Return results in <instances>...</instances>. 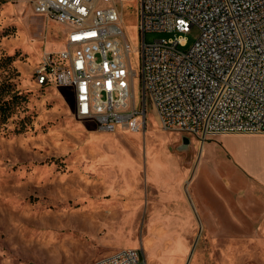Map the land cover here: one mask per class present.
Returning <instances> with one entry per match:
<instances>
[{"label": "rangeland", "instance_id": "374dc122", "mask_svg": "<svg viewBox=\"0 0 264 264\" xmlns=\"http://www.w3.org/2000/svg\"><path fill=\"white\" fill-rule=\"evenodd\" d=\"M114 1L136 71L138 0ZM66 31L33 13L28 0H0V264H90L123 248H138L147 264H173L166 260L171 230L186 243L177 247L186 250L181 264H264V224L255 221L262 218L249 224L243 215V229L201 224L209 214L192 204L217 193L234 199L258 192L200 171V144L218 138L163 130L150 109L142 130L102 131L75 115L71 88L37 84L42 54L60 50ZM198 34L196 26L176 32L186 41L180 49ZM173 36L146 32L144 42ZM133 95L138 99L136 75ZM153 224L161 228L149 232ZM255 231L261 245L237 239Z\"/></svg>", "mask_w": 264, "mask_h": 264}, {"label": "built area", "instance_id": "2783aa9c", "mask_svg": "<svg viewBox=\"0 0 264 264\" xmlns=\"http://www.w3.org/2000/svg\"><path fill=\"white\" fill-rule=\"evenodd\" d=\"M28 4L67 29L61 49L41 56L33 72L37 84L71 88L75 115L92 119L99 130H142L150 109L163 130L202 138L264 133V0H138L136 71L114 0ZM192 26L199 30L196 40L180 49L186 41L175 33ZM146 32L174 36L146 43ZM90 264L146 262L138 248H123Z\"/></svg>", "mask_w": 264, "mask_h": 264}, {"label": "crops", "instance_id": "0c3cea01", "mask_svg": "<svg viewBox=\"0 0 264 264\" xmlns=\"http://www.w3.org/2000/svg\"><path fill=\"white\" fill-rule=\"evenodd\" d=\"M214 138H218V142L211 143L212 141L210 140L207 144L206 142L200 144V149L203 151V157L198 166L200 171L210 174L212 170L218 175L217 177L226 182L228 181L227 178L232 177L239 182L245 183V186L250 190H258V192L241 191L234 199H229L226 195L220 193L213 195L212 199L210 196L197 198L196 202H192L196 212L209 214L208 219L206 221L199 220L200 223H228L243 229L241 224H245V218L248 217L249 224H253V221L260 217V219H263L262 222L259 220L255 221L258 224H264V133L222 134L216 135ZM202 176L205 175L202 174ZM256 203H260L262 208H258ZM232 204L237 209L232 210L230 207ZM209 218L212 220H209ZM158 228L160 227L153 224L149 232ZM174 234V231L171 230L169 238H166L167 240L170 239L173 245L166 255V260L173 264H181L186 250L184 251L183 248L177 249V247L186 246V243L178 234ZM236 236L237 239L245 240L248 244H262L257 239V231L242 235L237 234ZM145 239L147 240L146 249H148L149 237L147 236ZM175 246L176 249H174ZM179 251L181 253H178Z\"/></svg>", "mask_w": 264, "mask_h": 264}, {"label": "bare ground", "instance_id": "6f19581e", "mask_svg": "<svg viewBox=\"0 0 264 264\" xmlns=\"http://www.w3.org/2000/svg\"><path fill=\"white\" fill-rule=\"evenodd\" d=\"M8 2H13V1H8ZM9 7H10V5L9 4H5L4 6H3V8H2V13L3 14H5L6 12H7V10L9 9ZM2 14V15H3ZM50 21V20H49ZM53 22V21H52ZM55 23V22H54ZM56 24H58V23H56ZM62 44V43H61ZM43 55V54H42ZM126 130H128L127 128H125ZM104 131H106V130H104ZM128 131H130V130H128ZM134 132H137V131H134ZM89 145V144H88ZM97 153V152H96ZM98 154V153H97ZM101 155V154H100ZM161 228V227H160ZM159 229V228H158ZM157 230V229H156ZM156 232V231H155ZM154 236V235H153ZM151 237L152 236H150L149 237V244H148V248H150V245H151ZM171 237V236H170ZM154 239V238H153ZM164 240V239H163ZM163 240H162V242H163ZM161 242V244H163ZM154 243V242H153ZM158 246V245H157ZM156 253V252H155ZM163 253V252H162ZM161 254V253H160ZM153 255H154V252H150V254H149V258L153 261V259H154V257H153ZM155 257H156V254H155ZM153 258V259H152ZM157 260V259H156ZM146 262V261H145Z\"/></svg>", "mask_w": 264, "mask_h": 264}]
</instances>
